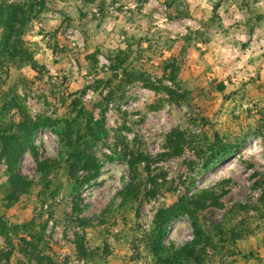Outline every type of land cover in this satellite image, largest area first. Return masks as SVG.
Returning a JSON list of instances; mask_svg holds the SVG:
<instances>
[{
	"label": "rangeland",
	"instance_id": "374dc122",
	"mask_svg": "<svg viewBox=\"0 0 264 264\" xmlns=\"http://www.w3.org/2000/svg\"><path fill=\"white\" fill-rule=\"evenodd\" d=\"M41 3L0 0L24 9L10 37L21 60L6 68L46 124L36 156L28 150L19 165L34 183L29 197L8 200L0 166V219L12 230L0 232V264L22 260L27 234L13 229L25 225L41 238L30 264H155L145 241L156 213L200 192L216 199L199 217L212 236L200 264H264V0ZM88 49L97 62H83ZM173 60L178 85L166 71ZM79 103L107 136L90 137ZM193 239L181 215L166 241L179 249Z\"/></svg>",
	"mask_w": 264,
	"mask_h": 264
},
{
	"label": "trees",
	"instance_id": "16d2710c",
	"mask_svg": "<svg viewBox=\"0 0 264 264\" xmlns=\"http://www.w3.org/2000/svg\"><path fill=\"white\" fill-rule=\"evenodd\" d=\"M40 6L44 11L57 10V0H42ZM24 14V9L21 7L13 5L0 6V166L1 164L6 166L9 186L8 200L15 204L20 203L33 192L34 183L19 172V165L28 150H31L36 156L33 140L39 130L46 126L43 120H36L31 116L22 98L17 94L14 84H11L13 80L12 73L6 68L7 64L14 65L21 60L20 49L18 45L10 41V37L16 32L15 28L18 24L24 26L26 22L23 19ZM22 30L18 31V38L23 34ZM98 54L99 51L95 52L88 49L85 55L82 56L84 57L83 62H97ZM116 61L118 64L115 68L119 70L124 63V59L121 55H118ZM166 71H170L169 79L171 82L178 85L179 63L173 60L166 67ZM80 106V103L75 104L74 110L77 112L78 118L85 119L87 132L90 137L94 140H101L103 136H107L102 125L100 127L95 126L96 123L94 124L93 119H87L85 106L83 105L81 109H78ZM203 120L207 121L206 119ZM214 139L218 140L219 136L214 135ZM142 159V154L139 155V160L133 159L131 167L134 168ZM85 163L90 164L89 160H85ZM43 166L47 167V169L54 168L51 163H41L40 168L42 169ZM153 184L156 185L159 192L163 188L161 184L156 183V180L153 181ZM210 201L216 202L213 193L200 192L192 196L186 195L176 203L164 207L156 213L152 230L145 241L146 249L155 264L202 263V254L205 248L212 244V236L204 230L199 217L207 209ZM181 215L189 216L192 221L194 239L182 248L176 249L173 243L166 241L167 232L172 222ZM24 228L27 238H21L19 241L20 245L16 252L21 255L22 260H19L18 264H30L32 257L39 251L41 243V238L31 231L33 229L31 227L25 225L14 227L13 230L20 231V229ZM217 230L222 236L227 234L220 228H217ZM0 232L6 239L11 237L12 230L8 228L2 219H0ZM231 236L233 242H236L237 237L240 235L232 230ZM75 248L80 257L86 256V251L82 244L78 243ZM7 259L10 261L12 259L11 255H8Z\"/></svg>",
	"mask_w": 264,
	"mask_h": 264
}]
</instances>
